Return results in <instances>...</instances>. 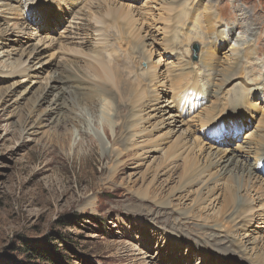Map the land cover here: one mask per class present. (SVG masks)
<instances>
[{
  "label": "rangeland",
  "instance_id": "1",
  "mask_svg": "<svg viewBox=\"0 0 264 264\" xmlns=\"http://www.w3.org/2000/svg\"><path fill=\"white\" fill-rule=\"evenodd\" d=\"M196 2L200 8L194 15L211 4L210 11L220 13L210 22L215 43L206 41L207 47L206 39L198 38L199 23L203 29L205 23L197 22L196 15L185 16ZM180 3L0 0V264H260L255 256L264 260V175L256 170V154L238 150L250 165L256 160L257 172L238 191L247 204L241 215H233L234 207L223 202L228 177L214 175L220 165L210 166L204 177L180 189L184 160H199L193 165L202 166L213 157L215 146L238 147L251 130L264 128V0ZM175 17L182 22L173 21ZM126 21L130 27L124 33L130 42L120 41L117 27ZM172 39L174 47L166 43ZM134 41L145 45L139 53ZM205 47L217 69L238 58L239 74L249 89L248 100L242 102L246 113L237 112L246 127H236L238 137L231 143L210 142L209 137L218 135L207 136L204 128L209 124L198 122L211 105L209 98L185 115L188 107L182 105L183 112L176 101L184 84L170 85L182 61L192 64L196 87L186 96L196 105L198 86L205 84ZM95 57L109 62L113 70L121 68L133 82L139 74L144 77L148 67L160 81L138 86L149 98L154 95L152 102L142 112L134 108L136 116L125 123L107 94H98L103 99L95 111L82 100L60 109L59 116L51 113L53 101L76 91L66 87L71 79L60 81L64 67L84 83L98 85L97 90L111 88V95L120 96L112 83L94 74ZM239 82L229 85L226 97L241 89ZM208 90L216 91L217 86L210 84ZM225 101L222 98L211 119L231 117L235 106ZM62 114L69 115L67 122H61ZM197 139L203 149L194 145ZM205 186L213 191L199 200Z\"/></svg>",
  "mask_w": 264,
  "mask_h": 264
},
{
  "label": "bare ground",
  "instance_id": "2",
  "mask_svg": "<svg viewBox=\"0 0 264 264\" xmlns=\"http://www.w3.org/2000/svg\"><path fill=\"white\" fill-rule=\"evenodd\" d=\"M181 1L182 0H161V2L164 5L165 4H170L172 2L174 4V6H177L178 3H180ZM187 3H189V2H187ZM212 7H214V6H212V4H211V7H207L206 5H204V6L201 7L202 11L200 10L201 12L199 13V16H197V14H195L199 18V19H197V22H200V20H201V21H203L205 23V25H204V29L205 30L203 29L202 24L199 23V27H200L202 32H201L200 35L197 34V35H199L198 38L200 40L202 38L206 39L205 43H206V41H210V43L214 42L213 38L215 37L214 35H215L216 31L213 32V28H211V23L210 22H212L215 17L218 18V16H220V13L218 15V13H215L214 10L210 11V8L212 9ZM166 8H168V7H166ZM169 8L168 9H169V12H170L171 7H169ZM182 8H184V7H182ZM199 8L200 7L198 5V2H196L195 4L191 3V8L189 9L188 14L187 15L184 14V15L187 16V17H188V15H194L195 11H197ZM241 10H242V8H241ZM165 17H168V14L165 15ZM182 17H184V16H182ZM187 17H185V18H187ZM242 17H244V15H242ZM177 18L176 17L173 18V21L179 22L177 20ZM132 19H134V18H132ZM170 20L172 21L171 18H170ZM180 20H181L180 22H182L181 18H180ZM171 21H169V22L171 23ZM191 21H192V19H191ZM105 22H106V20H105ZM105 22H101L100 24L102 26H104ZM180 22H179V24H180ZM121 23H120V25L117 26L118 30L121 32L120 36H123V37H121L120 41L123 40L124 42H130L131 38H129V39L127 38V40H126V37H128V36H126L127 33L126 34L124 33L126 29H129L130 24L127 21L124 22V23L123 22H121ZM107 25H109V24H107ZM182 25H183V23L181 24V26ZM197 25H198V23H197ZM108 27H110V25ZM249 27H251V26H249ZM165 30H167V29H165ZM173 31H175V30H173ZM244 32H245V30H244ZM199 33H200V31H199ZM170 34H172V33H170ZM216 35H218V34H216ZM130 36H132V35H130ZM200 36H202V38H200ZM153 38H154V36H153ZM171 38H173V37H171ZM166 43H168V45L170 47L171 46L174 47L173 39H172V43L167 42V41H166ZM131 44H132V42H131ZM168 45H166V46H168ZM207 45L208 44L206 43L205 46L207 47ZM142 46H145V45H142ZM142 46L139 47V43H137V41L136 42L134 41V43H133V48H136V52L138 50V53L140 51H142ZM162 47H163V45H162ZM206 47L203 49V53H202V56H201L202 62H203V65H204V67H203L204 70H202V73H203L205 84L202 85L203 88L201 86H198V87H200L199 88L200 92H199V94H197V100L198 99H200V100H198L196 105L190 103L191 97L186 96V94L188 92L189 93L191 92L190 87H192V86L196 87L195 86L196 85L195 82H196L197 79H196V76L192 75L194 73L193 68H192V64L189 63V65H187L188 62L186 63L185 61H182L183 63H181V59H180V62L179 63L177 62V63H178V65L180 63L181 64L178 67H176V70H175V74L178 77H177V79H172L173 77H171V79H169V81L171 82L170 85L172 86V84H174L176 86L177 85L180 86V85L184 84L183 88L179 92L181 95H180V97H178L176 99V101H177V107H180V109L182 111H183V109L181 108L182 105L188 107V109L185 110V115L186 114H190L192 112L194 113L199 108V106L201 105V101L203 100V98H207V99L209 98V100H211L210 101L211 105L209 104L210 106L206 107V110L204 109L205 114L201 115L199 117L198 122L200 124H204L206 122L205 124H209L210 125V127L208 125V126H206L207 128H204V130H206L205 134L207 136H211V134L212 135H214V134L218 135V136H215V137H213V136L209 137L211 139L210 142H212V143H231L234 138L238 137V136L234 137V135L237 134L236 133L237 128L239 130V129H243V128L246 127L245 122H243V120H242V118L240 117L239 114L237 115V112L239 111L238 109H241V110H243V114L246 113V111L244 110L245 108L243 107L242 102L243 101L246 102L248 100L249 94H247V92H248L249 89L247 88V85H246V82L244 81V78L241 77L242 74L241 75L239 74L241 71L238 68L239 67V59L238 58H234V61H233L232 65L231 64H229L227 66L223 65L224 66L223 68L221 67V68L217 69V68L214 67V64L212 62L213 59L211 57L212 55H211L209 49L206 48ZM99 51L97 53H99ZM101 53H102V51H101ZM141 53H140V56L138 55L140 59L143 58V55H141ZM247 54H249V53L245 52V55H247ZM95 58H96V60L98 62V63H96V65H98V67H97V69H95L94 74H100L101 75L100 79H103L104 81L107 80L109 83H112L113 87H115L119 91L118 94L120 96H116V95H113V94L111 95V91H110V90H112L111 88L109 90H107V91H106V89H103V90H100V91L97 90L96 88L99 87L98 85H96V84L92 85V84L87 83V82H86L87 84L84 83V80L79 79L78 77H76V75H73L72 73H70V71H68L67 68L64 67L62 69L63 74H62V76L60 78V81L66 83L65 79H67V80L71 79L72 80V82H71L72 84L70 85L67 82L66 83V87L69 88V87L72 86V87H74L76 89V91H74V92H72L70 94L68 93L69 95H71V97L69 96V97L66 98V96L61 95L55 101H53L52 104H51V108H50V112L51 113H54V114H56V116L57 115L59 116L61 110L66 109L69 106H70V108H73V107L76 106V104H79L82 100L85 101V103H83V104H85L86 106H89V108L92 111L93 110L95 111V108L97 109V107H98L99 100L101 101L103 99V98H100V95H98V94H107L106 96L108 97L109 101L113 100V102L115 103L116 112L119 113L121 118L122 117L125 118L123 120V123H125L126 120L130 116H136V115H133L134 108H136L137 111L142 112V110L145 108V106H148L149 103L152 102L151 98L154 97V95L150 96V98H149V96L147 94V91H145V89H142L143 86H140V87L138 86L139 84H141L142 82H145V81H147V85H150V84L152 85V83L154 81H156V82L160 81V80L157 79L158 75L150 74V72L148 71V67L146 68L147 70L145 72V76L141 77V75L139 74V75H137L138 82H135V81L133 82L129 78H127L126 75L123 76V71H121L122 70L121 68H115V70H113L112 69L113 67L111 68V65H109V62H105L101 57H95ZM95 58H93V59H95ZM107 58H109V57H107ZM173 59L177 60L178 59V55H174ZM215 60H216V58H215ZM121 66H124V68L126 67L124 65V63L121 64ZM150 68H151V66H150ZM170 69H172V68H170ZM90 73H91V71H90ZM166 74L164 76H166ZM235 74H237L236 77H234ZM83 75L86 77L85 74H83ZM87 76H88V74H87ZM166 79H168V77ZM161 80L163 81V79H161ZM185 80H187V81H185ZM236 80L240 81L239 82V84H240L239 87L241 89L238 90L236 93H233V96L226 97L228 95L225 94V91L228 89L229 85L232 84L233 81H236ZM148 81H149V83H148ZM210 84L216 85L217 86V90L216 91L208 90V87H209ZM101 85H103V84H101ZM104 86H105V84H104ZM108 88L109 87H107V89ZM97 92H100V93H97ZM182 93H184V95L186 96L185 98H183L184 95L182 96ZM116 97L117 98L119 97V99H124L123 104H120V102L118 103V101H117L118 99L116 100ZM63 98H64L63 101H59V100H62ZM222 98L227 100L225 102H229L230 105L235 106L234 108L230 109V110H234V111H232L231 117L223 118L220 121H215V120L211 119L210 117H211V114L214 113L215 110H217L218 107H220V105H222V103H224V102H221ZM108 99H104V100H108ZM152 100H155V99H152ZM120 105H123V109L122 110H120ZM67 117H69L68 114H62L60 116L61 122H63V123L67 122L68 121ZM69 120L71 121V119H69ZM261 120L264 122V116L261 118ZM233 129H236V130H233ZM200 137H202V136H200ZM88 143H90L91 148L94 147V142H93V140L91 138L88 139ZM194 145L198 146V147L200 146L199 148H201V149H203V147H204V145L201 143L200 139L195 140ZM194 145H193V147H194ZM212 145L213 144H211V146ZM183 146H185V145H183ZM237 146L238 147H235V148L233 147V148H230V149H221V148H218L217 146H215V148H216L215 152H212L210 154L213 157H211V158L209 157L207 159V161L205 162V164L202 165V166H194L193 165L196 162H198L199 160H195V161H189L188 159L184 160V166L183 167H184V170L186 171V174H182L180 176V180L183 181L182 182V186L180 187V189L185 188L186 186L191 185V184L195 183L197 180H200L202 177H204V172H206V170L210 166H212V165H220L219 172L214 173V175H219V177H220V176H223V175L227 174V177H228L227 183H226V189H224V193L221 192V196L223 195V202L226 205H230V206L234 207L232 209L234 211L233 215L238 216V215H241L242 213L246 212L247 204H246V202H244L245 201L244 199L240 198V196L238 194V191H239L240 187H244L246 185V183L248 184L249 181H252V178H255L257 172H255L253 165H255L256 160L253 163H251V165H250V163H248V161H247L248 158L242 157V155H240L238 153V150H242V153L245 152L247 155L248 154H256V157H259V159H258V167L259 168H256V170H259L261 172V175H264V128L263 129L262 128L261 129L257 128L255 130H251L250 133H249V138H247L246 140L243 141L242 144L237 145ZM205 148H207V147H205ZM258 178L259 177L256 178L257 181H259ZM262 181L264 182V179H262ZM227 185H230V186H227ZM263 185H264V183H263ZM216 187H218V186H216ZM205 188L207 189L208 187L205 186ZM212 191H213V189H207V191L205 193L204 192H200L198 194L197 198H199V200H201L202 198H204V194L209 195L210 193H212ZM214 227L215 228L216 227L220 228L218 226H214ZM255 257H256L255 260H259L257 263L264 264V260H262L260 256H258V257L255 256Z\"/></svg>",
  "mask_w": 264,
  "mask_h": 264
},
{
  "label": "water",
  "instance_id": "3",
  "mask_svg": "<svg viewBox=\"0 0 264 264\" xmlns=\"http://www.w3.org/2000/svg\"><path fill=\"white\" fill-rule=\"evenodd\" d=\"M196 51H197V47H195V51H194L195 54H196Z\"/></svg>",
  "mask_w": 264,
  "mask_h": 264
}]
</instances>
